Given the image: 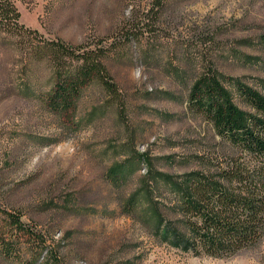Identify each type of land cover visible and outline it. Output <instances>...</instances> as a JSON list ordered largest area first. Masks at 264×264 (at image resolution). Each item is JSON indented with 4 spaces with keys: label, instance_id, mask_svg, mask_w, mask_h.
Returning a JSON list of instances; mask_svg holds the SVG:
<instances>
[{
    "label": "rangeland",
    "instance_id": "1",
    "mask_svg": "<svg viewBox=\"0 0 264 264\" xmlns=\"http://www.w3.org/2000/svg\"><path fill=\"white\" fill-rule=\"evenodd\" d=\"M46 39L102 46L117 92L98 80L70 117L50 111L54 70L0 32V210L45 238L0 264H264V236L233 256L193 255L180 193L190 172L238 158L188 94L205 70L243 111L240 81L264 96V0H16ZM176 185V186H175ZM1 212V211H0ZM0 213V227L7 223Z\"/></svg>",
    "mask_w": 264,
    "mask_h": 264
},
{
    "label": "trees",
    "instance_id": "2",
    "mask_svg": "<svg viewBox=\"0 0 264 264\" xmlns=\"http://www.w3.org/2000/svg\"><path fill=\"white\" fill-rule=\"evenodd\" d=\"M16 0H0V32L16 38L36 60L46 59L54 81L46 98L48 109L70 117L83 89L93 80L110 95L117 92L106 72L102 46H73L46 39L20 22ZM235 92L251 111L241 110L216 77L205 70L194 81L187 105L212 124L216 135L236 148L238 158L216 164L217 172H190L177 188L180 193L182 232H172L174 245L193 255L226 258L257 245L264 236V96L240 81ZM176 186V185H175ZM7 223L0 227V253L20 258L21 244L44 247L42 234L17 213L0 210ZM57 264V262H56Z\"/></svg>",
    "mask_w": 264,
    "mask_h": 264
}]
</instances>
